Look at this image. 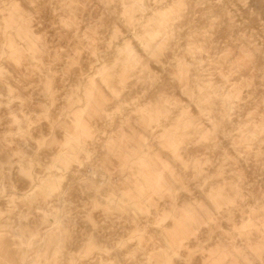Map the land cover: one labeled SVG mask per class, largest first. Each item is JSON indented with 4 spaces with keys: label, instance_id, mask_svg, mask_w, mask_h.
Listing matches in <instances>:
<instances>
[{
    "label": "rangeland",
    "instance_id": "1",
    "mask_svg": "<svg viewBox=\"0 0 264 264\" xmlns=\"http://www.w3.org/2000/svg\"><path fill=\"white\" fill-rule=\"evenodd\" d=\"M0 264H264V0H0Z\"/></svg>",
    "mask_w": 264,
    "mask_h": 264
}]
</instances>
